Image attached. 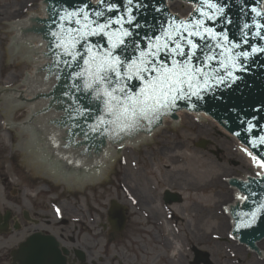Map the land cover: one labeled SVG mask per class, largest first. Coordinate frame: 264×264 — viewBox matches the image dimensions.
I'll use <instances>...</instances> for the list:
<instances>
[{
  "label": "rangeland",
  "instance_id": "rangeland-1",
  "mask_svg": "<svg viewBox=\"0 0 264 264\" xmlns=\"http://www.w3.org/2000/svg\"><path fill=\"white\" fill-rule=\"evenodd\" d=\"M32 2L28 13L21 12ZM40 3L0 0V88H12L6 85L22 80L23 69L29 71V64L6 61L4 36L9 30L3 31V23L12 25V19L39 12ZM14 108L15 122L27 108ZM186 116L175 130L168 122L145 147L123 149L101 183L78 191L33 174L16 151L10 158L9 143L17 141L16 132L3 129L0 112V212L11 210L12 225H18L0 233V264H12L11 251L31 233L45 231L70 251L83 250L88 264H187L192 246L207 251L210 264H264V238L258 241L261 248L256 245L258 252L243 246L246 250L238 253L241 245L231 240L229 217L222 207L230 199V187L220 185L222 177L242 173L246 160L218 132L212 129L205 135L210 125ZM202 140L207 143L204 148L198 145ZM184 144L189 148L181 149ZM173 145L180 151L171 152ZM200 152L210 161L194 155ZM166 192L176 193L180 200L164 203ZM112 200L124 206L126 225L119 233L108 223ZM25 212L31 220L24 219ZM161 236L169 237L168 247L162 246Z\"/></svg>",
  "mask_w": 264,
  "mask_h": 264
},
{
  "label": "snow or ice",
  "instance_id": "snow-or-ice-1",
  "mask_svg": "<svg viewBox=\"0 0 264 264\" xmlns=\"http://www.w3.org/2000/svg\"><path fill=\"white\" fill-rule=\"evenodd\" d=\"M193 2L197 7L190 17H173L149 28L143 36L139 30L147 27V21L142 25L136 13L148 6L144 0H97L91 12L85 5L64 15L56 13V30L50 33L54 64L72 69L68 75L73 87L100 106L96 115L87 107L74 109L77 118L93 121L83 133L85 139L89 133L113 139L131 135L155 124L180 102L202 99L214 87L235 82L238 77L234 72L244 69L243 61L250 53L236 51L240 43L209 27V21L232 22L220 0ZM252 11L257 17L264 16ZM254 24L258 29L255 35L264 39V24ZM249 28L247 23L243 25V29ZM249 35L244 33L243 43ZM251 51L264 52V48ZM259 164L264 169V157Z\"/></svg>",
  "mask_w": 264,
  "mask_h": 264
},
{
  "label": "water",
  "instance_id": "water-1",
  "mask_svg": "<svg viewBox=\"0 0 264 264\" xmlns=\"http://www.w3.org/2000/svg\"><path fill=\"white\" fill-rule=\"evenodd\" d=\"M94 1L95 0H93V2ZM144 2L148 6L144 10L136 13L137 18L142 25L145 24V21H147V27L139 30V34L141 36H143L144 32L149 28H152L153 26L158 27L166 20H171V17L167 13L166 9L172 14L174 13L173 15L175 16H179V14L185 15L189 12L188 3L184 4L176 2L170 4L171 0H164L166 9L161 7L159 8L160 11H154V9L158 8L156 5H161L162 0H144ZM254 2L255 0H220V3L226 8L227 18L232 21L231 24H225L223 21H218L216 23L211 21L208 22L209 27H214L217 32H226L229 39L233 43L241 44V47L236 49V51H247L250 53L249 58L243 61L244 69L234 72V75L238 78L235 82L229 80L228 86L220 85L219 87H214L212 91L204 93L202 99L196 100L193 98L190 103L180 102V104L186 106L197 105V107H200L203 110H214L215 113H226L228 115L227 118L232 117L231 111L237 110L240 114L247 116L250 115V118L253 115L257 116V120L254 121L258 125H261L260 123L264 121V52H257L253 54L251 51L253 47L264 48V39L255 35L258 29L254 24V21L258 23L256 21L257 18L261 21V24H264V16L257 17L255 12L249 8V6L254 4ZM82 3L85 2L82 0H50V7L53 6L55 9L53 16V11H49L47 13L48 17L52 16V20L49 21L51 28H54L53 21L56 20V13L64 15L62 13L64 6L68 7L70 10H74L84 7V5H81ZM43 6L45 11V5ZM33 15L34 17H37V14ZM15 21L18 22L17 26L14 23ZM20 21L21 20L12 19V25H8V20L3 23L6 24L3 31L9 30V36H4L6 61L29 64V71L23 69L22 80L6 85V87L14 88L12 89V93H1L2 102L0 103V107L5 110L4 115H6L8 120L10 122L12 121V125H14L12 128H10V126L8 128L3 126V129H15L17 142L20 146L23 139H29V143L31 140L32 143L34 142L33 144H28V148L25 149L28 152L23 154V158L21 157L19 149H15L23 166V163H25L29 169L45 174L49 184H63V189L68 188L67 186H81L78 188V191H80L94 184L93 182L90 183L94 177L95 179L105 178V169H107V165L108 169H111L118 158L115 154L119 155L122 151L120 150L119 153H115L117 151V147L114 146V144H122L121 146L124 147V149L145 147L150 136L147 138V136L144 135L146 133L141 131L117 143L107 141V143L103 146V150H105L104 152L106 153H104L105 155H102V151L99 152L98 149H96V152L93 150L80 151L81 144L77 142L80 134L77 132L73 133L70 141H62L63 145H60V143L57 142L55 149L52 147L54 144L44 138L45 136L43 131L45 130L42 131V129H39V135L35 134L37 131L35 126L37 125H35L34 119L39 121L44 129L55 130L58 135L55 124H52L53 122L51 123L49 121L51 114H54L55 110L50 109L48 113L40 116L41 110L39 109L41 105L37 100L31 97L33 94L30 92L31 84H27L28 80L26 79L29 77L34 80L36 84V79L39 78V76H43V71L40 70L43 69L47 72L45 66L49 63V57L45 56L46 43L42 44V37H23V39L26 38V41L18 38L19 31L16 30V33L14 29L20 26ZM22 22L27 23L28 21L22 20ZM246 23L250 26L249 29H243V25ZM245 32H250V35L247 37V43H243ZM95 38H98V40L100 39L99 37ZM71 71L72 69H66V71L63 72L62 84L65 85L63 87L64 90H68L69 81L67 80L66 75ZM30 104L32 105L14 122V107L24 108ZM91 106L98 113V109L100 107L98 102L91 104ZM1 115L3 122L5 118L3 113H1ZM206 118L215 121L211 117ZM27 123L28 125H26ZM245 124L246 125L242 123L240 127L243 129V127L251 123L248 122ZM6 125L8 126L9 123L7 122ZM27 127H31L30 129L33 128L31 130L32 135H27ZM40 131L42 135L40 134ZM60 133L61 137L63 136L62 139H67V128H61ZM240 137L242 141L247 142V137ZM261 137L264 136H258L255 144L256 148L253 147V149L258 152H264V144H260ZM74 140L76 141L75 143H73ZM234 141L239 142V139H236L234 136ZM40 150H43L44 152L40 153ZM74 153L78 156L72 159L73 163H70L69 157H72L71 154ZM108 157H110L109 162L107 161ZM93 163L96 165L95 167L98 168V171L91 173V171H94V167L91 166ZM72 165H75V167H72ZM259 176L260 174H258V177L249 176V182L256 180L261 181L264 173H262L261 177ZM62 179L65 180V183L58 182ZM241 181L245 182L246 185L243 184L241 186L242 190L236 189V192L237 195H243L242 198L235 206H226L231 219L232 227V212L238 209L241 211L247 210V213H238L237 219L240 228L239 234L242 239L247 237L249 240L245 241L253 244V241L259 240L264 234V181L263 185H260L257 182L249 183L244 180ZM245 192L249 195V197ZM122 209V206H119L115 201H111L109 217L117 212L119 213V218L121 217V219L116 220L109 218L108 221L114 228L115 224H118L120 228L119 232H121L125 226V217ZM253 213H255L254 217ZM0 217H2L1 214ZM4 219L9 220V213L4 216ZM231 240L238 242L232 237ZM11 254L13 256L12 264H67V258L65 255L68 254V251L65 248L60 249L58 242L52 236L34 234L29 236L24 242L20 243L16 249L12 250ZM80 257L81 259H84V255L82 253H80Z\"/></svg>",
  "mask_w": 264,
  "mask_h": 264
},
{
  "label": "bare ground",
  "instance_id": "bare-ground-1",
  "mask_svg": "<svg viewBox=\"0 0 264 264\" xmlns=\"http://www.w3.org/2000/svg\"><path fill=\"white\" fill-rule=\"evenodd\" d=\"M38 7H39V12H36V11H34L33 12V14H37V17L38 16H40L41 18L42 17H45V13H44V6H43V4H42V0H41V3L38 5ZM19 20V19H18ZM20 20H24V21H26L27 19H20ZM1 93H12V89L11 90H9V89H7V88H5V87H1L0 88V97H1ZM32 104H30V105H28V106H26V108L28 109L30 106H31ZM184 112H187L188 113V111H186V110H184ZM179 116L180 115H182V112H178L177 113ZM198 115V117L200 118V119H202L201 120V122L202 123H206L207 124V126L208 125H210L211 126V128H209L208 127V130L205 132V131H203V133L205 134V135H207L208 133L209 134H211V130L212 131H216V132H218L219 134H221L222 136H224L223 138L225 139V138H227V139H225L226 141H228V143L231 141L232 142V145L234 144V143H237V141H234V135H232V134H230V132L225 128V127H223L221 124H219V123H217V122H215V121H212V120H210V119H207L206 118V116H204L202 113H200V112H198V113H194L193 114V117H195V116H197ZM184 116L186 117V118H188V116H186L185 114H184ZM163 123H162V125L161 126H165V124H166V120L165 119H163ZM173 121V123L175 124L174 125V130L176 129V126L178 125L177 124V121H175V120H172ZM179 124H180V122H178ZM189 124V123H188ZM197 130V129H196ZM219 144H220V146H221V144H222V146H223V143H222V141L221 142H219ZM198 145L200 146V147H202V148H204L205 147V145H207V143L206 142H199L198 143ZM236 146H237V144H235ZM239 145H241V146H243L241 143H239L238 142V146ZM178 146L179 145H173V148H171L172 149V151L171 152H175V151H180V149L178 148ZM184 148H189L188 147V145L187 144H184V145H182L181 146V149H184ZM171 149H169V150H167L166 148H163V150L164 151H170ZM123 150V149H122ZM225 150H227V148L225 149ZM204 153V152H203ZM195 153L194 155L196 156V157H198L199 159H201L202 161H205L206 160V162H208V161H210V159H208L209 158V156L206 154V153ZM237 153L238 154H242V155H244L243 153H242V151L237 147ZM243 158H244V156H242ZM191 158H193V159H195V157H191ZM207 158V159H206ZM245 159V158H244ZM246 160V159H245ZM248 160V162L246 161V167H244V170L242 171V173H240V174H234V173H229L228 174V176H226V177H228V178H230V176H232V175H235V176H233V177H240V180H244V181H247V182H249V176L250 177H258V174H259V169H257V167H254L253 165H255L254 163H252L251 164V162H250V160L249 159H247ZM29 169V168H28ZM30 171L33 173V174H35V175H37V176H43V177H45V178H47V176L45 175V174H42V173H40V172H37V171H34V170H32V169H30ZM106 171H107V169H105V174H106ZM210 185V184H209ZM220 185H222V184H220ZM76 187H78V186H76ZM224 187V186H223ZM242 196L243 195H237V192H236V189L235 188H232V187H230V199H227L225 202H224V204L222 205V207H224V210L226 211V213L228 214V217H229V213H228V210H227V206L226 205H231V206H235L236 205V203L242 198ZM164 197H165V200L168 202V203H172V202H177V201H179L180 200V198H178L177 197V194L176 193H174V192H166L165 194H164ZM9 213V220H6V219H4V216L3 217H0V233H8V232H10L12 229H16V227H15V225H11L10 224V216H11V214H13V212L11 211V210H9V211H6V215ZM121 216V215H120ZM121 219V217L119 218V213H117L116 212V214H112L110 217L108 216V219ZM228 223H227V226H228V231L229 230H231L233 227H232V224H231V222H230V217H229V219H228ZM221 224H218V226H220ZM111 231L112 232H119L120 231V228H119V226H118V224H115V228H111ZM158 237V236H157ZM162 237V246L164 247V248H166V247H168V242H169V237H167V236H161ZM264 240V239H263ZM241 246V248H238L237 249V251H239L238 253H242L243 252V250H246V249H244V247H243V244H240ZM253 245H254V242H253ZM258 246L259 244L258 243H256L254 246ZM245 246V245H244ZM261 246L262 245H259V248H261ZM242 247H243V249H242ZM180 251V245H179V243L178 242H176V252H179ZM261 252V254L264 256V250H261L260 251ZM209 257H210V254L207 252V251H204V250H201L200 248H195V255H194V263L195 264H200V263H206V264H210L209 263Z\"/></svg>",
  "mask_w": 264,
  "mask_h": 264
},
{
  "label": "flooded vegetation",
  "instance_id": "flooded-vegetation-1",
  "mask_svg": "<svg viewBox=\"0 0 264 264\" xmlns=\"http://www.w3.org/2000/svg\"><path fill=\"white\" fill-rule=\"evenodd\" d=\"M218 152V151H217ZM221 151H219L220 153ZM234 164V163H232ZM47 232V231H46ZM71 240H73V237H71ZM73 251H70V254H69V264H80L81 261H80V258L79 257H76L75 255V250L76 249H72ZM191 251V259L188 261V264H195L194 263V253L192 251V249L190 250ZM87 259V258H86ZM92 264H95L94 261H92Z\"/></svg>",
  "mask_w": 264,
  "mask_h": 264
}]
</instances>
